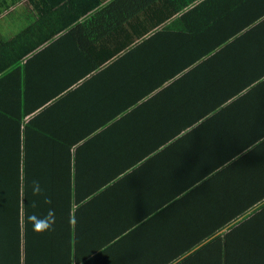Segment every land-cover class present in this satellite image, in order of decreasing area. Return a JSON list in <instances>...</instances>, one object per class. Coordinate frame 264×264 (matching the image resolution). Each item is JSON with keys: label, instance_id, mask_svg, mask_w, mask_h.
Returning <instances> with one entry per match:
<instances>
[{"label": "crops", "instance_id": "0c3cea01", "mask_svg": "<svg viewBox=\"0 0 264 264\" xmlns=\"http://www.w3.org/2000/svg\"><path fill=\"white\" fill-rule=\"evenodd\" d=\"M11 1L0 0L4 40L25 28L45 30L31 33L28 40L45 45L35 49L37 58L27 57L33 60L26 75L12 78L23 83L28 95L31 87L48 101L55 94L29 113L28 118L41 113L39 135L31 132L24 141L31 137L32 155L44 158L38 162L42 169L63 171L64 160L71 158L73 187L77 197H84L74 201L84 207L73 264H175L187 256L185 244L197 246L188 249L192 254L209 242L211 231L220 244L233 236L231 254L242 260L254 247L249 239L254 236L239 228L235 232L240 217L236 223L219 222L204 213L207 201L200 205L202 213L190 206L188 217L166 208L178 188L195 180L208 199L209 188L217 190L215 196L228 193L221 199L220 215L226 204L239 203L247 210L243 217H262L264 231V0H198L183 9L165 0L118 7H110L114 0H101L93 9L96 0H18L8 6ZM140 9L155 15L139 18ZM106 10L125 15L92 21ZM81 13L88 15L75 21ZM132 13L128 20L126 14ZM53 27L66 30L57 40L71 34L79 49L92 50L93 61L104 63L84 79L41 77L36 61L45 59L43 50L52 42L41 39ZM137 49L146 62L139 63L142 54L132 58ZM55 52L48 58L55 61L51 71L57 77L65 61L59 45ZM179 61L189 68L173 80L164 79L160 71ZM5 72L0 77H6L3 89H8ZM115 84L127 95L109 94ZM110 105L121 112L109 115ZM100 118L108 126L102 131L93 125ZM246 124L253 127L242 128ZM246 139L248 144L242 142ZM221 156H233L232 163L218 165ZM240 207L232 215L240 216ZM162 228L169 237L161 240Z\"/></svg>", "mask_w": 264, "mask_h": 264}, {"label": "trees", "instance_id": "16d2710c", "mask_svg": "<svg viewBox=\"0 0 264 264\" xmlns=\"http://www.w3.org/2000/svg\"><path fill=\"white\" fill-rule=\"evenodd\" d=\"M17 1L18 0H12L8 6ZM165 1L167 2V6L183 9L193 5L198 0ZM123 2L139 4V0H114L110 4V7H118L117 5L120 6ZM101 4V0H96V4L93 5L91 9ZM104 12L94 15L92 21L94 22L100 18V20H103L106 17H110V15H112L113 20H116L125 15L113 13L114 11L108 10ZM134 13L126 14V16H130L128 20H132ZM142 14L146 17H154L155 15L152 12H148L147 16V12L140 9L137 11L136 16L140 18ZM86 15L88 14H78L75 21ZM192 15L193 11L189 13L190 17ZM52 20L49 22H53ZM54 28L55 27L46 30V34L43 39H41V41H52L43 50L45 59L39 57L38 60L40 63L36 61V64L42 69L41 77L43 76L45 79H47V77L56 78L59 80L63 78L66 80L69 78L75 79L74 75H77V79H84L89 76L92 71L97 70L98 65L104 63L103 60L99 62L93 61L91 58L92 50H85L82 46H80L79 49L75 41H72L71 34H65L57 40V37L66 30L61 27ZM43 31L45 30L41 28H25L11 40H4L0 36V75H5V71L9 72L6 76L10 86L8 89H3V86L6 85V77L1 76L0 264H73V260H75V245L78 235H80V227H82V219H79V210L84 206L74 201L77 199L82 200L84 197H77L79 196V190L73 187L72 178L74 172L71 169V158L64 160L63 171L62 168H60L59 172L42 169L38 162L39 160L42 161L44 158L40 159L32 155L30 149L31 137L24 141L26 135H31V132H35L34 135H39L37 124L39 122L38 119L41 117V113L28 118L29 113L36 110V107L39 108L41 105H47L54 98L55 94H52L51 96H53V98L48 101L49 97L43 98L41 95H38V92H33V88L31 87L28 95L27 88L23 86V83H16L12 77L15 74L19 79L25 76V68L28 66V63L39 56L40 53H35L34 51L45 44L40 46L39 42L35 43L34 40H28L31 33L39 34ZM56 45L60 46V52L65 61L62 66H59L63 72L57 77L54 76L52 74L53 71H51V67H53L55 61L48 58V55L51 53H56ZM31 54H34V56H32L33 59H27ZM141 54L142 52L140 53V50L137 49L131 56L132 58H135V56L141 57ZM143 55L144 53L142 56ZM140 62H146L145 55L139 59V63ZM11 65H14L15 68L9 71L8 69L10 68L8 67H11ZM110 68L111 67H108L106 70H110ZM187 68H189L187 62L179 61L174 67L167 68L165 71L160 72H164V79L173 80L177 74L182 73ZM104 73L105 72L101 73V77ZM112 77L113 81H115L116 77L114 75ZM115 86L116 87H114L112 91H109L112 92L109 94L114 95L115 98H119L125 94L127 95L126 91L121 92L122 89L118 88L116 84ZM6 91L14 95L12 96L4 93ZM24 103H27L31 107L27 109L25 106L21 107L15 105H23ZM54 110L53 107L52 111ZM107 111L109 115L113 113V117L121 112L118 111L117 108H114V105H110ZM103 121L102 118L94 121L93 125L96 130L100 129V131H102L107 129V122ZM114 126H117L116 129H118L119 122H114L113 128ZM32 127H35L34 131H31ZM243 127L248 129L249 127H253V125L246 124L242 126V128ZM81 131L80 133L78 132V136L81 134ZM245 135L247 136L248 134L245 133ZM261 135H264V129H262ZM247 140L248 139L242 140V142L248 144ZM68 145L70 146V143ZM238 151H241V148H239ZM231 159H233V156H221L218 157L217 163L218 165L224 163L228 166L232 163ZM211 174L212 173L207 176ZM162 184L163 183H160L159 187ZM200 185L201 183H199V186ZM207 191L209 192V199L206 190L198 187L194 180L192 184H186L173 193L169 199V206H167L166 210L172 206L174 212L188 217L190 206H192L194 211L202 213L201 206H204L207 201L206 207L208 209L204 213L219 222H226L228 220L230 223H236L240 217L238 221L239 227L234 228L235 232L238 228L240 233L249 234L251 232L254 237H250L249 239L253 241L255 250L254 247H251L250 251H245L246 254H244L242 260L238 262L233 259V254H231V247L233 245L231 246L230 243L233 240V236L225 243L220 244V238L215 237L217 232L211 231L208 236L209 242L204 244L201 243L199 246L200 248L192 254L188 255L187 253L191 248L197 246L189 247L185 244V248L187 249L185 255L187 256H183V258L177 260L175 264H264V241L261 239V237H264L262 236L264 235L261 222L262 217L258 213L243 217L242 215H246L245 211L247 210H244L245 206L239 203L226 204L222 209L223 214L220 215L221 199L224 197L227 198L228 193L215 196L217 193L216 189L209 188ZM239 205L241 207L237 215L240 216L232 215L237 206L239 208ZM208 210L210 213H208ZM126 218L130 219L129 216H126ZM163 225L168 224L164 222ZM254 225H257L258 231L253 227ZM165 230V228H162V235H159L161 240L169 237L165 235ZM182 238L186 241L191 240V238L186 239V237L183 236ZM195 240L196 238L192 240V243ZM83 263H85V261H83ZM170 263H172V261L166 262V264Z\"/></svg>", "mask_w": 264, "mask_h": 264}]
</instances>
